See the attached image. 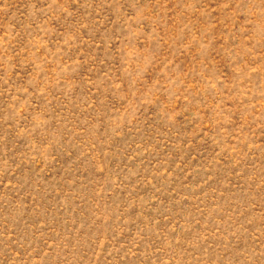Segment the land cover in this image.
<instances>
[{"label": "rangeland", "instance_id": "rangeland-1", "mask_svg": "<svg viewBox=\"0 0 264 264\" xmlns=\"http://www.w3.org/2000/svg\"><path fill=\"white\" fill-rule=\"evenodd\" d=\"M0 264H264V0H0Z\"/></svg>", "mask_w": 264, "mask_h": 264}]
</instances>
